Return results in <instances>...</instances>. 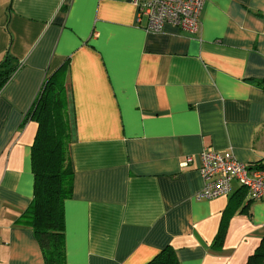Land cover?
Listing matches in <instances>:
<instances>
[{
  "label": "crops",
  "instance_id": "obj_1",
  "mask_svg": "<svg viewBox=\"0 0 264 264\" xmlns=\"http://www.w3.org/2000/svg\"><path fill=\"white\" fill-rule=\"evenodd\" d=\"M146 26L134 0H0V64L18 66L0 92V264H45L23 221L39 131L28 113L63 66L65 264H148L167 247L180 264H247L259 249L264 199L238 183L196 195L207 148L264 164V0H208L195 35Z\"/></svg>",
  "mask_w": 264,
  "mask_h": 264
},
{
  "label": "trees",
  "instance_id": "obj_2",
  "mask_svg": "<svg viewBox=\"0 0 264 264\" xmlns=\"http://www.w3.org/2000/svg\"><path fill=\"white\" fill-rule=\"evenodd\" d=\"M66 68L63 66L48 78L28 113L39 123V131L33 149L35 197L23 221L33 227L45 264H65L64 203L73 191V169L68 152L70 125L65 100ZM17 69L9 56L0 64V92ZM256 83L264 88V81ZM258 167L264 169V164ZM222 239L221 231L217 243L221 244ZM148 264L180 262L174 249L167 247ZM247 264H264V237Z\"/></svg>",
  "mask_w": 264,
  "mask_h": 264
},
{
  "label": "built area",
  "instance_id": "obj_3",
  "mask_svg": "<svg viewBox=\"0 0 264 264\" xmlns=\"http://www.w3.org/2000/svg\"><path fill=\"white\" fill-rule=\"evenodd\" d=\"M208 0H134L140 17L147 19L146 31L160 33L166 24L195 35ZM199 172L204 181L197 201L213 200L232 193L234 183L246 189L253 201L264 199V169L240 162L232 151L207 148L199 155ZM189 157L184 166L188 167Z\"/></svg>",
  "mask_w": 264,
  "mask_h": 264
},
{
  "label": "rangeland",
  "instance_id": "obj_4",
  "mask_svg": "<svg viewBox=\"0 0 264 264\" xmlns=\"http://www.w3.org/2000/svg\"><path fill=\"white\" fill-rule=\"evenodd\" d=\"M68 122H69V120H68Z\"/></svg>",
  "mask_w": 264,
  "mask_h": 264
}]
</instances>
